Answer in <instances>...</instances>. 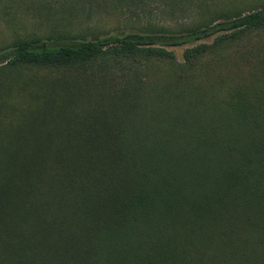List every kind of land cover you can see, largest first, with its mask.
<instances>
[{
  "label": "trees",
  "instance_id": "trees-1",
  "mask_svg": "<svg viewBox=\"0 0 264 264\" xmlns=\"http://www.w3.org/2000/svg\"><path fill=\"white\" fill-rule=\"evenodd\" d=\"M263 26L260 8L180 35L1 46L0 72L48 66L81 81L25 78L19 118L0 79V264H264V116L254 123L238 101L111 81L115 66L172 57L164 45L217 34L183 49L190 64Z\"/></svg>",
  "mask_w": 264,
  "mask_h": 264
},
{
  "label": "rangeland",
  "instance_id": "rangeland-1",
  "mask_svg": "<svg viewBox=\"0 0 264 264\" xmlns=\"http://www.w3.org/2000/svg\"><path fill=\"white\" fill-rule=\"evenodd\" d=\"M260 8H264V0H0V47L17 39L44 40L56 34L78 39L131 32L180 35L202 24ZM216 35L164 45L172 57L136 60L131 69L121 73L115 66L111 81L116 82L113 85L117 88L123 84L117 81L134 83L142 79L152 85L150 88L169 85L205 100L238 101L241 111L256 123L264 116V26L237 34L194 62L183 63L181 53L185 47L210 44ZM162 40L157 39V43ZM28 77H35L40 85H45L44 80L54 79H65L71 86L81 81V76L72 69L19 66L1 71L0 79L9 81L12 87L10 95L3 99L13 104L11 113L14 111L13 115L19 118L28 113L25 107Z\"/></svg>",
  "mask_w": 264,
  "mask_h": 264
}]
</instances>
